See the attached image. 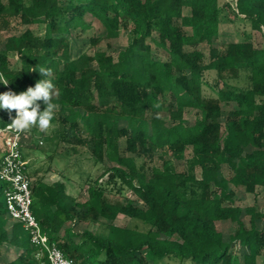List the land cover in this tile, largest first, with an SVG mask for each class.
Segmentation results:
<instances>
[{
    "label": "trees",
    "instance_id": "16d2710c",
    "mask_svg": "<svg viewBox=\"0 0 264 264\" xmlns=\"http://www.w3.org/2000/svg\"><path fill=\"white\" fill-rule=\"evenodd\" d=\"M234 1L236 16L264 37V0ZM220 17L219 0H0V31L8 36L0 48L8 84H0L19 94L51 80L61 140L115 164L103 174L106 184L99 178L90 185L85 201L64 181L31 183L44 235L74 264H258L264 255V211L235 205L239 191L264 188V47L250 40L224 51L211 46ZM93 20L108 40L126 33L127 44L113 52L111 43L103 49L102 39L91 37L93 52L75 55L72 34L92 30ZM201 44L211 46L207 64L195 48ZM40 67L51 74L42 77ZM206 72H214L212 83ZM192 108L199 114L189 122ZM0 122L3 129L12 120ZM121 215L146 229L116 225ZM10 219L4 198L0 254L5 244L19 253L0 264H41L30 234L16 221L6 227ZM101 220L110 222L107 232L75 231L78 223ZM218 223L235 228L225 236ZM242 248L249 252L239 255Z\"/></svg>",
    "mask_w": 264,
    "mask_h": 264
},
{
    "label": "rangeland",
    "instance_id": "374dc122",
    "mask_svg": "<svg viewBox=\"0 0 264 264\" xmlns=\"http://www.w3.org/2000/svg\"><path fill=\"white\" fill-rule=\"evenodd\" d=\"M221 7V17H220V27L219 35L213 40L211 46L217 48L219 51H224L228 44L230 43H240L246 40H250L258 48L264 47V37L258 31L252 29L251 24L248 20L238 18L236 16V8L234 0H219ZM184 13H188V10H185ZM87 21H92L89 15L85 16ZM36 33H43V27L32 26ZM190 33L189 30H187ZM79 36V35H78ZM76 36V33L72 34L73 41L75 44V55L81 53H92L93 46L90 43L91 37H100L102 39L101 48L105 49L108 43L112 44V51L116 52L119 46H125L127 44V34L122 33L121 37L115 40L106 39L104 27L93 20V28L87 33ZM7 35L4 32L0 31V48H3L7 40ZM211 46L208 44H201L196 46L198 50L202 51L205 55V63L210 61V49ZM98 47L97 49H99ZM100 48V49H101ZM187 50H192V47H186ZM15 58V57H13ZM16 59V58H15ZM206 79L212 83L214 80V72H206ZM207 95H213L214 93L209 88H205ZM10 91L5 85L0 84V94ZM114 102V101H113ZM235 106H228L223 104L224 110H229ZM59 109V107L57 108ZM15 110H12L9 113L5 109H0V120L6 119V121L12 120L15 118ZM6 112V113H5ZM198 110L196 109H187L185 113V118L189 122L195 121L198 117ZM168 121H170L167 118ZM222 123L225 124L226 120L223 118ZM1 125V122H0ZM61 130L60 126L57 123H52L50 130L45 133L40 131L37 127H33L30 131H27L28 135H31V144L23 147V153L29 155L32 158L33 168L35 167L37 171H27L31 179V183H36L38 181H44L47 183H53L56 181H64L67 186V192L80 201H85L89 198L88 189L93 182L99 178L100 182L106 184L107 175L103 177V174L106 171L107 167L113 166L112 162L105 160L104 163L97 162L92 155L91 149L88 146L82 145H73L66 141L61 140ZM3 137L0 138V143H2ZM120 145L123 155L125 152V140H120ZM139 164L143 162L142 159L138 160ZM155 163L160 165V161L155 159ZM150 164V163H149ZM174 166L179 171H185L186 165L185 162L173 161ZM197 176L200 177V170H197ZM37 178V179H36ZM3 181L0 180V187L3 185ZM126 195H134L127 193ZM5 198L4 194L0 192V200L3 201ZM120 199L121 197L118 196ZM236 206L242 208H247L256 205L260 211H264V188L258 187L254 194H247L243 191L237 193V200L235 203ZM10 221L14 222L12 219ZM110 222L106 220H101L95 224H83L78 223L74 226L75 231L82 232L86 229L93 232H107V225ZM115 224L122 227H133L139 230L146 229L144 225L136 220H133L126 216H119L115 221ZM248 225V221H247ZM249 226V225H248ZM235 228V225L232 223H218V229L225 236L231 233ZM23 232L27 234V230L24 229ZM13 251H16L12 248ZM239 255H243L246 252H249L248 248L237 249ZM17 255L19 252H16ZM9 257L8 251L5 249V256H0V263L4 261L11 260ZM166 260L160 262V264H170ZM258 264H264V255L258 257Z\"/></svg>",
    "mask_w": 264,
    "mask_h": 264
},
{
    "label": "built area",
    "instance_id": "2783aa9c",
    "mask_svg": "<svg viewBox=\"0 0 264 264\" xmlns=\"http://www.w3.org/2000/svg\"><path fill=\"white\" fill-rule=\"evenodd\" d=\"M8 125L0 129V138L3 137L4 141L0 179L7 185L5 202L8 215L13 221L21 223L30 234L31 242L39 248L37 258L41 264H74L55 243L48 240L40 222L33 214L31 179L22 150L24 132L18 133Z\"/></svg>",
    "mask_w": 264,
    "mask_h": 264
},
{
    "label": "clouds",
    "instance_id": "9594fccd",
    "mask_svg": "<svg viewBox=\"0 0 264 264\" xmlns=\"http://www.w3.org/2000/svg\"><path fill=\"white\" fill-rule=\"evenodd\" d=\"M31 71L37 70L32 68ZM38 71L42 77L51 74V70L45 67H40ZM0 82L8 84L2 75H0ZM54 89L55 85L51 80L40 79L34 87H28L26 91L19 94L12 91L0 94V109H5L9 113L12 110L16 112L15 118L8 126L18 133L30 131L33 127L47 133L52 127V121L58 108V105L53 102V96L58 95ZM39 101L45 105L42 111Z\"/></svg>",
    "mask_w": 264,
    "mask_h": 264
},
{
    "label": "crops",
    "instance_id": "0c3cea01",
    "mask_svg": "<svg viewBox=\"0 0 264 264\" xmlns=\"http://www.w3.org/2000/svg\"><path fill=\"white\" fill-rule=\"evenodd\" d=\"M6 113V112H5ZM31 135H28L27 132H24V136H23V147L27 146L28 144H31ZM23 150V149H22ZM3 153H4V141H2V143H0V160L3 156ZM23 156H24V160L26 162V168H27V171H33L35 170V172L37 171V169L34 167L33 168V162L32 161V158L31 156L29 155H26L23 153ZM28 173V172H27ZM29 174V173H28ZM37 179V178H36ZM41 182L45 183V184H53V183H47V182H44L41 180ZM57 182V181H56ZM66 184V183H65ZM13 222L8 220L7 222V226L6 227H9ZM5 249H6V252L8 251V254H9V257L12 258L11 260H13L16 256H17V251H13L12 250V247L9 246L8 244H5L2 248H1V254L0 256H5ZM11 260H7V261H4V262H9Z\"/></svg>",
    "mask_w": 264,
    "mask_h": 264
}]
</instances>
